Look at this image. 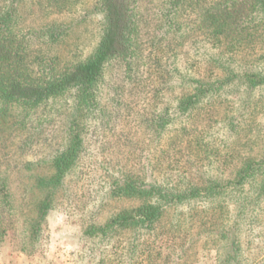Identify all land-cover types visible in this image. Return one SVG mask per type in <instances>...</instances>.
I'll return each mask as SVG.
<instances>
[{
    "label": "rangeland",
    "instance_id": "1",
    "mask_svg": "<svg viewBox=\"0 0 264 264\" xmlns=\"http://www.w3.org/2000/svg\"><path fill=\"white\" fill-rule=\"evenodd\" d=\"M156 1L139 4L136 24H129L131 28L135 26V31L131 29L128 34L126 30L123 38L125 45L138 46L143 56L150 52V59L139 61V72H132V79L126 77L123 62L112 59L105 65L99 84L106 100L108 122L93 114L83 118L85 143L78 167L66 177L65 189L49 212L37 244L32 249L27 246L25 252L20 250L28 238L23 234V215L18 214L15 228L0 243V264H100L95 253L96 239L82 235L83 225L90 221L88 211L103 201L99 212V221L103 222L111 214L141 202L134 197L106 195L112 174L129 173L181 187L210 177L224 180L233 176L246 157L260 159L264 155V87L252 91L250 97L243 87L220 94L207 93L199 96L186 112L177 108L178 100L192 92L193 83H185L184 79L207 76L212 69L211 74L217 73L212 58L223 52L224 45L212 47L206 35L197 30L193 16L181 18L176 32H165ZM96 6V0H24L20 5L21 22L29 26L54 20L73 24L52 51L62 59L76 61L91 53L102 31L103 21ZM263 31L252 44L243 45L244 50L231 54L228 62H256L259 53L264 52ZM259 61L263 65L264 57ZM114 94L121 104L110 102ZM71 99L69 93L46 108L37 109L25 121L26 127L15 131V137L14 131L10 137L6 130L0 134L1 153L18 163L9 173L15 184L30 181V175L38 169L45 174L50 171L47 165L35 164L48 159L63 144L67 121L61 110ZM166 108L175 113L172 122L157 135L144 119H152ZM25 141L28 143L20 149ZM31 162L35 169H21V163ZM1 169L6 170V166ZM23 189L18 187L15 194L23 201L25 212L26 198L32 195ZM228 198L225 197L226 202ZM169 224L164 219L151 232L149 246L160 255L158 264H218L225 256L226 239L211 235L209 242L210 235L172 234L166 229ZM258 231H262L260 236L251 243L250 236H240L237 258L247 257L241 264H264V229L258 227L254 234ZM112 262L108 259L105 264H118Z\"/></svg>",
    "mask_w": 264,
    "mask_h": 264
},
{
    "label": "trees",
    "instance_id": "2",
    "mask_svg": "<svg viewBox=\"0 0 264 264\" xmlns=\"http://www.w3.org/2000/svg\"><path fill=\"white\" fill-rule=\"evenodd\" d=\"M23 1L2 0L0 4V134L6 130L10 137L14 131L15 137L37 109L46 108L69 93L72 98L61 110L67 121L63 144L48 159L35 164L47 165L48 173L38 169L30 175V181L15 184L9 173L18 163L3 155L0 147V243L15 228L18 214L23 215V234L28 241L20 250L25 252L27 246L32 249L37 244L49 212L65 189L66 177L78 167L85 143L83 118L93 114L98 120H107L106 100L99 84L105 65L112 59L123 62L126 77L132 79V72H139V61L150 59V52L143 56L138 46L125 45L123 38L127 36L126 30L128 34L131 29L135 31V26L131 28L129 24H136L139 4L152 0H96L102 31L91 53L76 61L62 59L52 51L73 24L54 20L40 26L23 25L20 14ZM156 4L164 31L176 32L181 18L193 16L197 30L206 35L212 47L224 45L223 52L212 58L217 73L211 74L212 69L207 76L184 79L185 83H193L192 92L178 100L177 108L186 112L199 96L207 93L220 94L243 87L250 97L252 91L264 87V63L259 61L264 52L250 64L241 63L243 60L234 65L228 62L231 54L244 50L243 45L252 44L264 30V0H158ZM113 96L110 102L121 104ZM167 109L152 119H144L151 132L159 135L172 122L175 112ZM2 166H6L5 172ZM33 167L32 162L21 163V169ZM119 173L111 175L105 194L134 197L141 202L111 214L103 222L99 221L103 201L88 211L90 221L83 225L82 235L96 239L95 253L100 264L108 259L112 262L113 255L116 256L113 262L118 264H158L160 255L150 249L149 240L151 232L164 219L169 220L166 229L172 234L226 239L227 251L218 264H241L247 260L246 256L237 258L240 236H250L251 243L263 231L254 234L256 229H264V155L260 159L246 157L233 176L224 180L210 177L202 183L189 181L179 188ZM21 186L32 195L26 198L25 212L23 201L15 194ZM212 239L211 236L209 242Z\"/></svg>",
    "mask_w": 264,
    "mask_h": 264
}]
</instances>
